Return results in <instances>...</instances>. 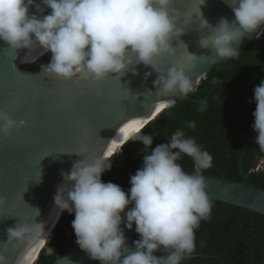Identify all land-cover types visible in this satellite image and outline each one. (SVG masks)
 <instances>
[{
    "label": "clouds",
    "instance_id": "clouds-1",
    "mask_svg": "<svg viewBox=\"0 0 264 264\" xmlns=\"http://www.w3.org/2000/svg\"><path fill=\"white\" fill-rule=\"evenodd\" d=\"M172 2L41 0V3H36V0H0V40L7 43L15 57L18 49L28 50L22 63L35 61L50 50L51 61L42 66L43 72L59 80L99 82L112 74L122 77L130 66L143 62L155 69L157 57L175 55L176 49L171 41L182 36L185 28L180 26L178 16L170 9ZM224 3L234 12L235 19L231 22L222 17L212 26L203 18L201 10L199 14V25L203 30L200 46L210 48L222 59L236 56L245 34L251 36L255 32L257 38L264 35V0H224ZM32 6H35V13L30 11ZM48 8L51 12L43 15ZM36 51L38 55L34 59H25ZM159 73L154 81L156 91L171 99L160 104L157 112L174 107L176 98H186L196 91L203 78L195 86L192 77L175 63L166 74ZM150 74L147 73L145 79ZM252 102L256 103L252 124L256 133L254 140L264 149V80L254 88V95L249 99V103ZM205 108L206 102L202 101L199 110L204 111ZM0 122V131L5 135H9L17 123L2 110ZM187 127L194 129L196 124L188 122ZM136 135L131 139L142 142L146 154L142 167L130 177L131 187L127 192L116 183L102 180V174L112 167L110 156L122 153L127 140L121 144L117 154L84 156L74 163L70 172L63 173V181L54 196L55 205L62 214L53 228L50 241L67 211L75 216L72 228L76 243L100 264H180L184 256L193 251L195 229L201 220L209 218L210 200H213L206 192L204 177L196 173H204L201 169L210 168L213 158L200 148L194 138L186 137L183 129H177L167 143L155 148L151 147L153 135L143 132ZM182 155L193 159L198 172L186 173L183 170L178 163ZM260 168H264V155L254 171ZM41 175L40 169L39 180ZM65 182L70 187L62 189ZM5 199L0 196V205ZM35 209L40 213L39 208ZM133 225L139 236L133 241L134 251L125 236V227L131 230ZM29 230L27 226L18 224L14 228L9 227L7 235L9 239L20 238ZM50 241L40 253L44 248L50 251ZM161 249L168 254L158 256L156 253ZM0 264H3V257H0Z\"/></svg>",
    "mask_w": 264,
    "mask_h": 264
},
{
    "label": "water",
    "instance_id": "water-1",
    "mask_svg": "<svg viewBox=\"0 0 264 264\" xmlns=\"http://www.w3.org/2000/svg\"><path fill=\"white\" fill-rule=\"evenodd\" d=\"M36 3H41V0H36ZM198 3L199 0H173L170 9L178 16L180 26L181 18ZM200 10L212 26L222 17L230 22L235 19L234 12L224 0H205ZM30 11L35 13V6ZM184 28V34L171 41L176 49L175 55L157 57L156 70L140 62L130 66L122 77L112 74L99 82L59 80L43 72L42 66L51 61L50 50L35 61L22 63L28 50L18 49L15 57L7 43L0 40V110L17 121L9 135L0 131V196L6 198L0 205V257H3V264H17L28 243L55 208L54 196L63 181V173L70 172L74 163L84 156L117 154L125 140L130 141L144 123L153 119L157 107L171 99L156 91L154 81L159 72L166 74L175 63L185 69L196 86L213 67L227 59L219 58L210 48L200 46L203 30L198 17H192L191 24ZM255 39V32L251 36L245 34L238 51ZM36 55L38 51L31 52L25 59H34ZM147 73L151 74L145 79ZM40 169L42 175L39 180ZM239 169L243 181L230 179L226 174H196L204 177L210 199L264 214V188L250 183V174L243 167V155ZM67 187H70L67 182L61 185L62 189ZM35 208H39L40 213ZM18 224L30 230L20 238L9 239L7 229ZM54 226L49 235H44L47 237L44 244L29 264L34 263L43 246L50 241ZM134 235L135 225L131 230L125 227L126 240L133 251ZM53 264L100 262L91 259L76 243L63 256H58Z\"/></svg>",
    "mask_w": 264,
    "mask_h": 264
},
{
    "label": "trees",
    "instance_id": "trees-1",
    "mask_svg": "<svg viewBox=\"0 0 264 264\" xmlns=\"http://www.w3.org/2000/svg\"><path fill=\"white\" fill-rule=\"evenodd\" d=\"M262 80L264 35L243 47L235 57L213 67L196 91L186 98H178L174 107L166 108L138 134L153 135L151 147L155 148L167 143L177 129H183L186 137L194 138L213 158L212 166L201 169L202 172L226 174L242 181L239 162L243 155V167L251 174L250 182L264 188V168L254 171L264 149L254 140L256 133L252 124L256 103H249L254 88ZM202 101L206 102L204 111L199 110ZM192 121L196 124L194 129L187 127ZM132 139L123 146L120 156L110 157L112 167L102 174L104 182L116 183L126 192L131 187L130 177L142 167L146 154L142 142ZM178 163L186 173L198 172L193 159L187 155H182ZM210 201V216L201 220L195 229L194 249L190 253L206 255L186 254L180 264H264V214L220 200ZM74 218V213L63 215L48 244L50 251L44 248L35 264H53L76 244ZM138 238L135 233L132 243ZM156 254L168 253L161 249Z\"/></svg>",
    "mask_w": 264,
    "mask_h": 264
},
{
    "label": "bare ground",
    "instance_id": "bare-ground-1",
    "mask_svg": "<svg viewBox=\"0 0 264 264\" xmlns=\"http://www.w3.org/2000/svg\"><path fill=\"white\" fill-rule=\"evenodd\" d=\"M51 12V9L48 8L45 10V12L43 13V15H47ZM168 100L164 101L162 104L167 103ZM163 110V109H162ZM162 110H160L159 112H157L155 110V114L153 115V119L159 115ZM155 116V117H154ZM149 122V121H148ZM148 122L144 123L139 130L145 125L148 124ZM137 133V132H136ZM135 133V135H136ZM134 135V136H135ZM57 206H55V208L53 209V211L50 213V215L47 217V219L44 221V223L42 224V226L39 228V230L36 232V234L34 235L35 237L32 239V241H30L27 245V247L25 248L24 253H22L21 257L18 258L17 260V264H29L31 263V261L33 260V257L36 255L37 251L42 247V245L44 244V241L47 237H44V235H49V233H51V228L54 226V224L57 223V221L59 220L58 217L60 216V209L57 211ZM55 213H57V215L59 214V216L54 220L53 222V217L55 216ZM44 233V234H43Z\"/></svg>",
    "mask_w": 264,
    "mask_h": 264
},
{
    "label": "snow or ice",
    "instance_id": "snow-or-ice-1",
    "mask_svg": "<svg viewBox=\"0 0 264 264\" xmlns=\"http://www.w3.org/2000/svg\"><path fill=\"white\" fill-rule=\"evenodd\" d=\"M202 2H203V0H199L198 5H196V7H194V8L191 7V9L188 11L187 15L181 18V25L182 26L185 27V26L190 25L191 24V19L194 16L199 18V14H200L199 9H200V5H201ZM188 59L191 60L192 57H188Z\"/></svg>",
    "mask_w": 264,
    "mask_h": 264
},
{
    "label": "rangeland",
    "instance_id": "rangeland-1",
    "mask_svg": "<svg viewBox=\"0 0 264 264\" xmlns=\"http://www.w3.org/2000/svg\"><path fill=\"white\" fill-rule=\"evenodd\" d=\"M121 155V152H120V154H118V156H120ZM64 212V211H63ZM67 211H65V213H66ZM64 213V214H65ZM59 214H61V213H59ZM59 214L57 215V213H55V216L53 217V222H54V220L59 216ZM69 233H71V231L69 232Z\"/></svg>",
    "mask_w": 264,
    "mask_h": 264
}]
</instances>
